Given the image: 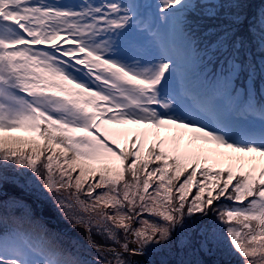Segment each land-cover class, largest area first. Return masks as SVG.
Returning a JSON list of instances; mask_svg holds the SVG:
<instances>
[{
  "label": "snow or ice",
  "instance_id": "6c2138e0",
  "mask_svg": "<svg viewBox=\"0 0 264 264\" xmlns=\"http://www.w3.org/2000/svg\"><path fill=\"white\" fill-rule=\"evenodd\" d=\"M245 8L0 0V264H264V7Z\"/></svg>",
  "mask_w": 264,
  "mask_h": 264
},
{
  "label": "rangeland",
  "instance_id": "374dc122",
  "mask_svg": "<svg viewBox=\"0 0 264 264\" xmlns=\"http://www.w3.org/2000/svg\"><path fill=\"white\" fill-rule=\"evenodd\" d=\"M51 2V0H50ZM61 2H67V3H78L79 0H61ZM96 2H99V0H96ZM249 1L245 0L246 6L248 5ZM248 8H245V12H247ZM256 11V8L254 9ZM127 127H133V126H127ZM164 135L170 136V133H164ZM188 137L185 136L183 140H181V144L186 143ZM223 151V150H222ZM31 202V201H30ZM36 211L38 215L43 219L50 227H53L56 231H58L62 237L66 241H75L76 239L81 238L78 231L72 229L66 222H64L60 216L55 207L51 204L49 201H42L39 202L37 205H35ZM160 257H155V259H159ZM147 259H153V257H149ZM201 259L209 260L212 259L208 256H202ZM214 259H225V260H231L232 264H236V258H229V257H214Z\"/></svg>",
  "mask_w": 264,
  "mask_h": 264
},
{
  "label": "trees",
  "instance_id": "16d2710c",
  "mask_svg": "<svg viewBox=\"0 0 264 264\" xmlns=\"http://www.w3.org/2000/svg\"><path fill=\"white\" fill-rule=\"evenodd\" d=\"M249 1L246 9L248 8L246 13H257L264 7V0H246ZM256 8V11L254 10ZM216 23V22H211Z\"/></svg>",
  "mask_w": 264,
  "mask_h": 264
}]
</instances>
